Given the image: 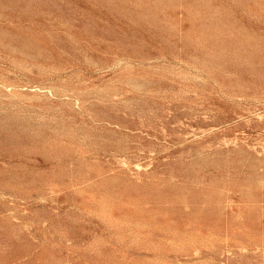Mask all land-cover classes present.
Masks as SVG:
<instances>
[{
	"label": "rangeland",
	"instance_id": "1",
	"mask_svg": "<svg viewBox=\"0 0 264 264\" xmlns=\"http://www.w3.org/2000/svg\"><path fill=\"white\" fill-rule=\"evenodd\" d=\"M0 264H264V0H0Z\"/></svg>",
	"mask_w": 264,
	"mask_h": 264
}]
</instances>
